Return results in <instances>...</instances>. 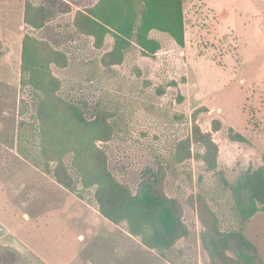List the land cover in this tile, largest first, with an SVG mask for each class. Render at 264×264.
Here are the masks:
<instances>
[{
	"label": "rangeland",
	"instance_id": "1",
	"mask_svg": "<svg viewBox=\"0 0 264 264\" xmlns=\"http://www.w3.org/2000/svg\"><path fill=\"white\" fill-rule=\"evenodd\" d=\"M96 1L0 0V264H264V203L242 185L264 178V0H183V46L154 29V55L132 44L113 64V36L80 25ZM78 109L100 112L94 139ZM103 168L133 196L157 177L164 247L153 224L103 215Z\"/></svg>",
	"mask_w": 264,
	"mask_h": 264
},
{
	"label": "trees",
	"instance_id": "2",
	"mask_svg": "<svg viewBox=\"0 0 264 264\" xmlns=\"http://www.w3.org/2000/svg\"><path fill=\"white\" fill-rule=\"evenodd\" d=\"M41 8V20L32 19L28 13L25 14V21L29 25L41 28L48 21L50 13L43 7ZM79 14L83 33L92 36L97 46H101L106 34L113 36V46L108 53L112 64L119 63L123 58L124 50L132 44H136L143 55H154L160 48L159 42L149 37V32L154 29L169 34L179 46L184 45L183 0H97L94 5ZM34 42L35 39L29 35L23 38L21 59L22 71L32 69V77L35 80L38 69L36 65L31 67V64H36L33 52ZM78 110H76L80 123L78 133L85 140L94 139V135L99 132L97 120L100 112H96L93 120L88 121ZM38 112L40 113V109ZM44 112L46 114V110ZM39 129L41 135L46 133L45 125L44 127L40 125ZM232 137L237 141L246 140L243 135L237 132L233 133ZM43 140L44 138L41 143ZM93 178L94 183L101 185L102 205L104 206L102 213L106 218L118 221L119 217H124L131 226H134V222H139L140 227L143 223L153 224L155 241L160 247H164L162 242L167 240V233L173 231L174 220L170 211L171 207L166 204V199L160 197L152 188V184L157 182V177L147 178L148 180L143 183L141 191L134 196L129 193L126 187L111 181L112 178L110 179L106 172L94 174ZM242 185L248 188L252 199L264 203L262 173H247ZM160 218L165 221V228L161 229L165 233L162 240L157 227V221ZM236 235L242 242L251 245L243 235L238 233Z\"/></svg>",
	"mask_w": 264,
	"mask_h": 264
}]
</instances>
